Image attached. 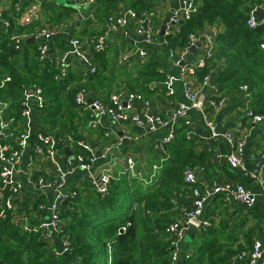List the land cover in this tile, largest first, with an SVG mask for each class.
<instances>
[{"label":"trees","instance_id":"obj_1","mask_svg":"<svg viewBox=\"0 0 264 264\" xmlns=\"http://www.w3.org/2000/svg\"><path fill=\"white\" fill-rule=\"evenodd\" d=\"M118 1L102 0L107 18L112 15L111 10L116 9L114 3ZM263 1L194 0L196 10L190 18L180 20L176 30L166 36L169 42L178 41L183 51L191 34L201 36L211 28H218L217 32L212 31V56L207 58L205 67L195 64V76L204 82L206 76L212 77L215 74L208 98L220 99L226 92L247 86L253 112L262 115L264 26L251 28L247 20L251 7ZM23 8L19 12L16 9L12 11L19 16ZM131 8L138 14L152 11L142 0H133ZM73 12V8L67 7L55 12L51 19H47L48 23L35 18L23 25L9 17L8 30L0 39V79L7 75L11 77L6 86L0 85V102L8 105L2 114V119L10 124L6 132L14 131L18 135L23 131L19 125L23 119L22 98L25 86L34 84L42 88L44 106L50 109L49 114L54 117L65 111L67 104L83 107L76 102V94L81 88L88 92L89 85L67 90L69 73L62 76L60 61L57 63L56 60L57 51L61 57L70 50V36L53 38L49 42L51 53L44 58L40 55L44 39L37 38L30 44H25V41L21 49L16 48L14 40V33L30 37L47 24L64 29L63 20H67ZM93 53L97 59L104 58L103 50L96 52L93 49ZM157 66L156 62L148 61L139 68L136 77L129 76L126 93H142L147 97L157 90L153 83L159 84L167 78ZM100 72L99 68L96 73L89 72L88 78L93 81L99 79ZM91 86L96 89L94 84ZM214 86L218 91H215ZM67 91L69 94L65 95ZM87 111L91 122L90 111ZM67 114L73 121L76 113L68 111ZM187 129L184 122L176 124L174 138L163 146L167 153L155 164L160 168V174H153L152 169L144 174V178L139 172L133 176L132 170L128 169L118 175L112 174L104 194L98 191L94 183V190L86 197L75 191L69 194L60 208L61 232L56 234L60 240L61 237L69 240L68 254L63 253L62 248L55 250V243L51 244L41 232L26 231L15 221L11 211L5 217L0 215V264H172L174 247L171 244L172 237L166 230L181 214L173 199L183 186L187 187L184 181L186 169L196 166L207 169L210 167L207 159L213 154L206 150L195 151V137L187 136ZM75 138L79 140L78 136ZM0 142L10 146L7 153L19 147L17 136ZM58 144L61 148L62 141L58 140ZM101 246L105 251L103 261L99 256ZM185 249L181 264H234L231 260L242 247L235 248L234 235L227 228H217L211 224L194 234L193 239L186 242Z\"/></svg>","mask_w":264,"mask_h":264},{"label":"crops","instance_id":"obj_2","mask_svg":"<svg viewBox=\"0 0 264 264\" xmlns=\"http://www.w3.org/2000/svg\"><path fill=\"white\" fill-rule=\"evenodd\" d=\"M142 1L151 7L149 10L155 13L151 22L152 27L160 30L169 21L174 10L182 7L177 0ZM132 2L133 0H119L118 3H114L117 11L111 10L112 14L131 7ZM17 3L21 8L24 7L19 16L12 11L21 10L16 8ZM32 7L34 13L31 11ZM67 7L73 8L74 12L67 20H63L65 32L60 35L81 39L83 48L87 52H93L94 38L107 27V16L104 13L105 3L102 0L87 4H78L73 0H0V39L8 30L9 17H13L17 24L23 25L27 24L25 17L34 14L33 19L40 18L42 23H48L47 19H51L55 12L63 11ZM254 7L257 18L264 19V1L255 4ZM52 25L47 24L45 28H51ZM138 28L139 23L132 20L129 26L112 32L114 41L103 50L104 58L97 59L93 53L94 63L96 64L95 61L100 63L96 65L101 71L100 78L94 81L88 78L89 66L83 59L74 55L65 56V54L60 57L57 51V63L65 56V67L69 73L67 90L89 85V99L98 98L110 104L113 94L119 91L128 92L126 90L129 76L136 77L139 68L151 61L156 62L157 68L167 76L165 81L159 84L153 83L157 90L147 96L151 100V112L168 116L177 104L184 100L185 82L195 87H203V91L208 96V91L213 88L212 82L215 74L211 77V82L204 85L203 81L200 82L195 76L192 70L195 66L193 63L185 66L179 64L182 59V49L178 41L169 42L160 31L156 35L154 44L147 46L145 37L138 32ZM212 31L217 32L218 28L208 30L211 33ZM15 35L20 34L14 33ZM138 48H147L146 56L141 57L135 53ZM126 52H131V56L129 60L122 62L121 56ZM204 52L205 45L198 49L193 58L199 59ZM167 80L173 82L172 87L167 84ZM92 84L96 89L91 86ZM64 94L69 93L67 91ZM220 99L221 103L214 106L208 98L203 111L193 110L189 115L193 122L191 129L195 137V151L204 152L206 150L213 153L207 159V165L210 167L207 169L203 166L195 167L199 181L202 183L201 187L203 190H208L215 183L227 181L243 184L255 195V201L249 206L223 193L215 194L206 201L201 218L210 221L217 228H227L234 235L235 248L242 247L238 253H249L255 240L264 238V120L254 122L247 115V112L253 108L251 95L244 89L238 88L234 92H226ZM31 104L32 112L28 122L22 119L19 125L20 129L29 132L28 145L17 164L15 174V181L20 184V189L14 195V209L11 214L19 224L37 226L51 217L49 206L56 193L54 188H41L40 178L52 181L59 178L61 171H65L67 175L62 189L65 194L75 191L86 197L94 190L92 186L94 182L89 177V170L78 164L79 154H83L88 162L92 157H97L91 163L90 169L96 177L107 169H111L114 175L128 169L131 171L128 164L129 158L135 164L131 174L139 172L140 176L144 177V174L152 170L153 165L167 153L161 145L168 131L166 129L151 131L134 122H117L110 118H103L100 125L93 126L89 121L87 109L83 107H72L67 104L66 110L54 117L49 114L50 109L38 108L35 100H32ZM141 107V103L135 102L132 108L138 111ZM68 111L76 113L73 121L68 117ZM204 115H207L217 125L219 132L232 131L238 138L245 140L246 165L244 169L232 168L226 160L225 163L219 160L217 150L220 143L225 141L212 137L203 119ZM177 123L183 124V121L179 120ZM40 135L51 136L57 143L58 140L62 141L61 148L58 144L57 155L51 156L45 145H42L44 151H38L37 146L41 145ZM125 135L138 136V139H126L120 143ZM75 136H78L79 140ZM66 141L71 154L66 152ZM79 141H84L89 148L81 146ZM107 147H110V150ZM103 154L105 157L102 156ZM1 168L0 161V170ZM159 170L160 168L156 174H160ZM1 187L2 185L0 186L2 195L11 194L8 188ZM179 191L173 201L177 211L182 212L183 209L192 206L194 195L188 186H183ZM0 204L3 205V201ZM54 243L55 250L62 248L61 240L56 234L53 237ZM185 247L186 242L184 241L181 254L185 252ZM236 255L232 258V263L249 264V259L238 260ZM178 264H181V260ZM257 264H264V257Z\"/></svg>","mask_w":264,"mask_h":264},{"label":"built area","instance_id":"obj_3","mask_svg":"<svg viewBox=\"0 0 264 264\" xmlns=\"http://www.w3.org/2000/svg\"><path fill=\"white\" fill-rule=\"evenodd\" d=\"M78 4H87L94 2L95 0H73ZM182 4L180 9L174 10L172 16L169 21L166 23L165 36L171 34L174 30H176L177 24L180 20H186L190 18L193 11L196 10V6L194 0H177ZM16 8L18 10L21 9L19 4H16ZM33 11V7L31 8ZM34 13V11H33ZM1 14V12H0ZM155 13L151 12H143L142 14H138L136 10L129 7L125 10L118 12L116 14H112L107 18V27L106 30L96 36L93 40V49L96 52L102 51L107 48L113 41L114 38L112 36V32L118 30L121 27L129 26L132 20H136L139 23L138 32L145 37V43L147 46H151L154 44L156 35L161 31L159 28L155 29L152 27L151 22ZM34 14L31 16L25 17V22L30 23L33 20ZM36 17V16H35ZM247 24L251 28H257L259 26H264V19L259 20L256 16V8L251 7L248 13ZM65 31L61 26H53L51 28H42L35 36L37 38L44 39V44L40 46V55L41 58H44L49 54L50 47L49 42L55 38L57 35L63 34ZM28 38L26 35H15L14 40L17 49H21L24 45L25 40ZM198 39L205 40V52L204 54L197 59V66L205 67L207 58L212 56V41L211 38L207 36V34L197 36L195 34L190 35V41L188 45L182 51L183 54L187 52V50L193 45V42ZM71 48L65 54L66 55H74L78 58H81L85 61V63L89 66L90 73H96L98 68L94 63V58L92 52H87L83 48V43L79 38H71L70 40ZM264 47V45H263ZM147 48H138L135 53L139 56H146ZM65 56L60 60L59 65L62 67L61 75L64 76L67 73V69L65 67ZM131 56V52H126L121 56V61L126 62L129 60ZM181 61V60H180ZM179 61V62H180ZM193 70V69H192ZM211 77L206 76L204 78V85L210 83ZM11 80L9 75L4 76L0 79V85L6 86L7 82ZM167 84L172 87L173 82L171 80L166 81ZM215 91H218L214 86ZM241 89L248 91L247 86H241ZM184 100L179 102L174 110L168 115H162L160 113H153L150 111L151 100L145 97L142 93L135 92H118L111 96L110 104L103 102L100 99H89L88 92L85 88H81L78 90L76 94V102L83 106V108L90 111L92 120L91 124L93 126H97L101 124V120L103 118H110L117 122L130 121L134 122L138 126L142 128H148L151 131H156L160 128L168 130L164 140L161 145L164 146L165 143L170 142L175 136V126L179 120H182L187 126V136L193 137V130L191 129L193 122L190 119V112L193 110L203 111L208 96L203 91V87H195L191 84L185 82L184 88ZM217 96H220L218 94ZM32 100H35L36 105L40 109H45L44 101L45 97L43 95V90L40 87L35 86L34 84L25 86L23 88V120L28 122L31 112H32ZM126 102V104H124ZM135 102L141 103V110H133V104ZM210 102L217 106L221 103V99L210 98ZM7 103L0 102V140H4L5 138L17 136L19 147L16 149H12L9 153L7 151L10 149V146L5 144L4 142H0V161L2 163V168L0 170V182L2 184L1 188H8L11 194L2 195L0 193V202L3 201L2 209L0 211V215L5 217L8 211H12L14 209V195L19 192L20 184L15 181L16 167L19 163L21 156L28 145L29 132L28 130H23L21 134H16L14 131L6 132L9 129V122L4 121L2 119V114L7 110ZM247 115L253 119L254 122H262L264 120V115L255 114L253 110H249ZM206 125L211 131L212 137L216 139H222L225 141V144L228 146V154L226 155V161L232 168H241L244 169L245 162V140L243 138H238L234 132L225 131L219 132L217 125L207 116L203 117ZM129 139H138V136L125 135L122 137L120 143L123 140ZM41 145L37 146L38 151H44L42 145L47 147V151L51 156H55L59 152V146L57 141L51 136L40 135ZM81 146L88 149L89 146L84 143V141L78 142ZM110 150V147H107ZM105 157V154L102 155ZM97 157H92L88 162L85 160V156L83 154H79L77 157L78 164L82 168H86L89 170L90 179L97 185L98 191L101 193L107 192V186L112 178L111 169L105 170L101 174L100 182L101 186H99L97 177L90 170L91 163L95 161ZM128 164L131 170H134L135 164L134 161L129 158ZM158 166H153V174L158 170ZM203 167H201L202 169ZM152 174V175H153ZM67 172L61 171L59 178H56L52 181H46L43 178L39 179V186L41 188H54L56 196L49 206L51 211V217L48 221L41 223L37 226H31L29 224H20L26 231L28 232H41L43 237L48 239L51 244H53V237L55 234L61 232V213L60 208L64 202V200L69 196V194H65L63 192V186L65 184ZM184 181L186 185L191 189L194 195V202L190 208L183 209L179 218L169 224L167 227V232L172 237V246L174 247L172 252V264H178V262L182 258L181 248L185 239V231L189 227V225H195L200 230L202 228L208 227L211 225V222L208 220H203L201 216L203 215L206 201L213 195L223 193L228 197L234 198L246 205H252L255 201V195L249 191L243 184H235L231 181L227 182H219L215 183L210 189L203 190L200 181L198 178V174L196 172L195 167H189L185 171ZM75 193V192H74ZM74 195V194H73ZM19 224V223H18ZM125 230V227H123ZM62 243V252L67 253L70 251V242L66 237H61ZM238 260H242L244 258L249 259V264H257L264 257V238L260 240H255L252 250L247 252H241L236 255Z\"/></svg>","mask_w":264,"mask_h":264},{"label":"water","instance_id":"obj_4","mask_svg":"<svg viewBox=\"0 0 264 264\" xmlns=\"http://www.w3.org/2000/svg\"><path fill=\"white\" fill-rule=\"evenodd\" d=\"M165 29H166V24H164L161 27L162 35H164ZM207 36L209 38H212V33L207 32ZM25 41H26L25 44L33 43L36 41V36L35 35L30 36ZM204 45H205L204 39L195 40L193 42V45L187 50L186 53L183 54V57H182L181 61L179 62V64L181 66H185L186 64H190V63H193L195 65L197 63V59H194L193 56H194V54L197 53L198 49ZM49 53H50V51H49ZM90 101H91V99H90ZM124 104H126V102H124ZM65 145H66V152L71 154V152H69V149H68V142L67 141L65 142ZM217 153L219 155L218 156L219 160H221L222 163H225L226 155L228 154V148H227L225 142L220 143L219 148L217 150ZM100 178H101V175L97 177V181H98L99 186H101ZM199 232H200V229L198 227H196L195 225H189V227L185 231V236H189V238L193 239L194 234L199 233ZM187 241H190V240H187Z\"/></svg>","mask_w":264,"mask_h":264},{"label":"rangeland","instance_id":"obj_5","mask_svg":"<svg viewBox=\"0 0 264 264\" xmlns=\"http://www.w3.org/2000/svg\"><path fill=\"white\" fill-rule=\"evenodd\" d=\"M187 240H192V238H189V236H185V239H184V241L185 242H190V241H187ZM104 248L101 246V248H100V251H99V256H100V258H101V261H103L104 259H105V251L103 250Z\"/></svg>","mask_w":264,"mask_h":264}]
</instances>
